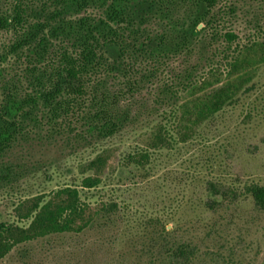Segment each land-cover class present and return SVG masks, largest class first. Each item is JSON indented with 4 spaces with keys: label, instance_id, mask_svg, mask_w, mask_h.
<instances>
[{
    "label": "trees",
    "instance_id": "1",
    "mask_svg": "<svg viewBox=\"0 0 264 264\" xmlns=\"http://www.w3.org/2000/svg\"><path fill=\"white\" fill-rule=\"evenodd\" d=\"M263 152L264 0H0V263L256 264Z\"/></svg>",
    "mask_w": 264,
    "mask_h": 264
},
{
    "label": "rangeland",
    "instance_id": "2",
    "mask_svg": "<svg viewBox=\"0 0 264 264\" xmlns=\"http://www.w3.org/2000/svg\"><path fill=\"white\" fill-rule=\"evenodd\" d=\"M148 137L144 136H136L134 138H131L128 142L129 144L124 145L120 144L118 146L112 147L110 151V157L108 160V171L113 170L117 164L119 163V160L121 158V155L123 152L128 151L132 146L136 145H142V147L147 143ZM59 160V157H57ZM261 159L264 160V152L261 155ZM69 165H79V161L76 159H72L69 162ZM63 167H65V164H63ZM63 169V168H62ZM33 179V178H32ZM59 183L64 184L67 183L68 180L72 181L71 178H63L62 176L59 178ZM31 178L27 179H21L19 182H17L16 185H12L11 187L4 188L0 191V215L4 217V220L7 219L11 223H15L17 225L23 224L25 221L21 220L20 216L25 214L28 207H30V199L40 195V192H43L44 186L37 187L33 186V183L30 182ZM34 180V179H33ZM23 203V208L20 209L21 204ZM252 211L247 207L246 209L241 212V216L249 217L250 212ZM241 228H244L245 220L241 219L240 222ZM264 216H263V223L261 225V232H256L253 234H246V245H252L253 243L256 245L257 248H260L263 245L264 240ZM264 246V245H263ZM264 248L261 253L263 257L261 259L259 258L258 263L256 264H264ZM254 254L248 255V259H253ZM0 264H21L20 262L15 261L13 263L9 262L8 260H3ZM30 264H63L61 263V256L57 258H52L51 256H43V254H38L35 256L34 260Z\"/></svg>",
    "mask_w": 264,
    "mask_h": 264
}]
</instances>
